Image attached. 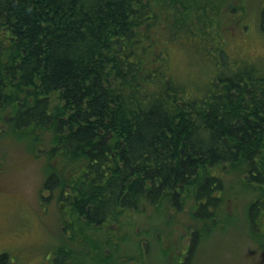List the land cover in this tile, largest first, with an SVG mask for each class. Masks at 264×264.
Segmentation results:
<instances>
[{
    "label": "trees",
    "instance_id": "1",
    "mask_svg": "<svg viewBox=\"0 0 264 264\" xmlns=\"http://www.w3.org/2000/svg\"><path fill=\"white\" fill-rule=\"evenodd\" d=\"M240 1L0 0V139L42 159L41 194L55 193L71 242L53 264H118L113 242L131 236L141 263L155 243L185 263L237 186L243 220L264 233V62L214 43L226 5L244 19ZM169 43L212 60L210 77L178 80ZM182 213L189 244L174 248Z\"/></svg>",
    "mask_w": 264,
    "mask_h": 264
},
{
    "label": "rangeland",
    "instance_id": "2",
    "mask_svg": "<svg viewBox=\"0 0 264 264\" xmlns=\"http://www.w3.org/2000/svg\"><path fill=\"white\" fill-rule=\"evenodd\" d=\"M240 3L244 19H235L236 11H230L226 5V21L229 24L220 25V39L214 43L225 54L227 51L232 55L249 57L263 63L264 33L258 26V20L264 0H241ZM222 11L224 14L222 9L221 17ZM229 16L234 17L231 23ZM182 46L169 43V69L178 80L187 85H200L202 78H209L214 70L212 60L195 63L193 56ZM217 58L225 61V57L221 55ZM221 67L223 69L226 66ZM41 163L42 159L32 157L10 135L0 139V253H8L9 264H53L57 248L71 244L63 227V220L67 219L60 213L55 193L47 194L43 191L45 197H42L44 173ZM235 188L240 191L239 197H242L233 202L228 218H223L224 222H220L221 225L209 237L207 235L199 241L195 251L187 259L188 262L184 263V257L178 256L179 250L175 252L173 247L167 255L159 254L158 243H155L152 248L154 251L141 263L130 248L134 236L128 237L119 247L113 242V248L117 249L112 251L111 260L118 264H175L176 254L179 264H264V233L252 235L249 223L243 220L245 208L241 211V199L248 192L241 191L238 186ZM180 218V222L173 224L175 233L170 241L171 244L174 243V248L178 242L184 246L189 244L184 224L185 215L182 213ZM111 249L106 246L105 251ZM73 256L77 260L81 258L79 252L76 255L73 253Z\"/></svg>",
    "mask_w": 264,
    "mask_h": 264
}]
</instances>
